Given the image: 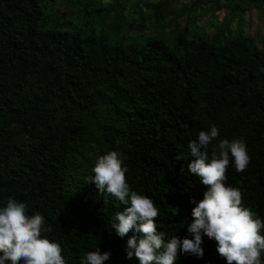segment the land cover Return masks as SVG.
<instances>
[{
	"label": "trees",
	"instance_id": "1",
	"mask_svg": "<svg viewBox=\"0 0 264 264\" xmlns=\"http://www.w3.org/2000/svg\"><path fill=\"white\" fill-rule=\"evenodd\" d=\"M42 20L40 0H0V208L11 197L29 216L40 213L42 235L60 244L66 264L98 248L112 253L106 264H139L112 227L128 205L86 178L99 156L117 151L131 190L159 209L165 240L193 239L191 200L206 186L187 170L189 144L215 124L209 156L220 140L243 138L250 163L237 172L230 157L227 185L264 222V47L242 36L214 44L184 35L173 48L154 37L123 45L40 29ZM201 247L202 258L181 255L176 264H227L214 239L203 236Z\"/></svg>",
	"mask_w": 264,
	"mask_h": 264
},
{
	"label": "clouds",
	"instance_id": "2",
	"mask_svg": "<svg viewBox=\"0 0 264 264\" xmlns=\"http://www.w3.org/2000/svg\"><path fill=\"white\" fill-rule=\"evenodd\" d=\"M219 136L213 124L209 131H200L198 141L189 144L191 162L187 170L200 178L206 186L203 199L191 200L192 222L187 231L193 239L172 236L167 241L165 233L158 231L156 218L159 209L147 196L131 190L126 180L127 167L117 151L98 157L92 169L94 175L86 178L98 192L117 198L124 205L115 215L112 227L116 234L127 236L126 258L139 264H176L181 255L203 257V236L217 242V252L227 264H261L264 235L260 234L264 222L251 209L243 207L242 192L227 185L230 157L237 172H244L250 163L247 145L243 138L222 139L209 145ZM183 171V169H181ZM176 210V214L178 210ZM45 219L40 213L29 216L27 204L8 198L0 208V264H66L59 243L50 241ZM112 253L87 252L81 264H106Z\"/></svg>",
	"mask_w": 264,
	"mask_h": 264
},
{
	"label": "rangeland",
	"instance_id": "3",
	"mask_svg": "<svg viewBox=\"0 0 264 264\" xmlns=\"http://www.w3.org/2000/svg\"><path fill=\"white\" fill-rule=\"evenodd\" d=\"M218 4L220 9L195 0H40L39 28L102 36L123 45L154 37L169 48L178 35L214 44L242 36L263 49L264 4L253 7L248 0H218Z\"/></svg>",
	"mask_w": 264,
	"mask_h": 264
}]
</instances>
